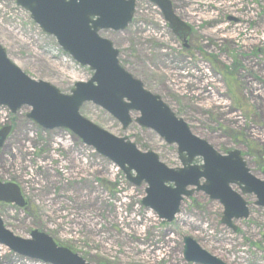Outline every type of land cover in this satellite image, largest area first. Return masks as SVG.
Wrapping results in <instances>:
<instances>
[{"label":"rangeland","instance_id":"obj_1","mask_svg":"<svg viewBox=\"0 0 264 264\" xmlns=\"http://www.w3.org/2000/svg\"><path fill=\"white\" fill-rule=\"evenodd\" d=\"M169 1L191 29L187 48L144 0L136 2L124 31L100 36L118 51L120 66L159 97L193 136L221 155L239 151L250 173L261 179L264 0ZM209 15L215 21L204 20ZM219 27L223 29L217 31ZM0 47L26 76L63 95L92 75L14 0H0ZM29 111L23 107L11 115L0 107V129L11 127L0 149V182L17 185L26 203L23 209L0 203V220L14 236L26 240L36 230L89 264H191L182 255L183 238L225 264H264V208L254 205L252 195L242 196L249 217L234 221L235 231L220 223V204L201 192L182 202L172 223H162L141 205L144 184L133 186L71 132L41 129L27 120ZM79 114L128 139L140 152L155 153L166 167H181L176 147L139 127L137 113H130L132 123L125 130L91 103L83 104ZM192 164L201 165V159ZM0 264L42 263L0 246Z\"/></svg>","mask_w":264,"mask_h":264},{"label":"water","instance_id":"obj_2","mask_svg":"<svg viewBox=\"0 0 264 264\" xmlns=\"http://www.w3.org/2000/svg\"><path fill=\"white\" fill-rule=\"evenodd\" d=\"M46 35L74 62L87 67L91 78L74 85L69 95L48 83L36 82L12 64L0 47V107L15 115L29 108L27 120L46 131L66 130L83 145L106 159L125 175L133 186H146L141 205L163 223L179 214L184 198L201 192L222 207L221 224L235 231L232 221L246 220L249 211L241 195H252L254 205L264 208L263 180L250 174L237 150L225 156L193 136L187 125L134 79L118 62V51L102 31H124L131 23L138 0H14ZM160 11L173 35L185 40L190 32L175 14L169 0H145ZM91 103L112 116L125 130L130 113L134 122L155 132L166 144L176 145L181 167L170 169L158 156L140 152L126 138H117L82 118L79 109ZM10 126L0 129V149ZM201 159V165H192ZM237 187L240 194L233 191ZM0 203L23 208L25 202L14 184L0 183ZM0 246L18 256L43 264H88L70 250L58 246L49 236L32 231L24 240L9 232L0 220ZM183 258L192 264H225L202 250L195 241L183 238Z\"/></svg>","mask_w":264,"mask_h":264},{"label":"flooded vegetation","instance_id":"obj_3","mask_svg":"<svg viewBox=\"0 0 264 264\" xmlns=\"http://www.w3.org/2000/svg\"><path fill=\"white\" fill-rule=\"evenodd\" d=\"M174 12H175V10H174ZM176 14V13H175ZM180 18V17H179ZM190 32H191V29H190ZM190 32H189V34H188V36H187V38H186V42H185V44H183V46L184 47H188V43H189V35H190ZM178 39L181 41V39H180V37H178ZM259 171H260V174H261V180L263 179V172H264V167H260V169H259ZM250 172V171H249ZM257 178V177H256ZM258 179H260V178H258Z\"/></svg>","mask_w":264,"mask_h":264},{"label":"bare ground","instance_id":"obj_4","mask_svg":"<svg viewBox=\"0 0 264 264\" xmlns=\"http://www.w3.org/2000/svg\"><path fill=\"white\" fill-rule=\"evenodd\" d=\"M200 20H203V19H200ZM204 20H206V21H215V18L214 17H212L211 15H209V16H206V18L204 19ZM221 29H223V27H219L218 29H217V31H219V30H221ZM238 31L239 30V27L238 26H235L234 27V31ZM202 85V84H201Z\"/></svg>","mask_w":264,"mask_h":264}]
</instances>
